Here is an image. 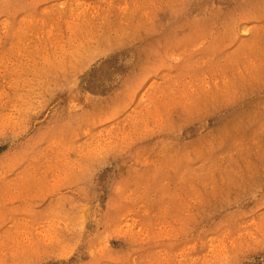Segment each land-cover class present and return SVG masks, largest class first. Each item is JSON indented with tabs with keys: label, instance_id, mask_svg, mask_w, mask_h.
<instances>
[{
	"label": "rangeland",
	"instance_id": "obj_1",
	"mask_svg": "<svg viewBox=\"0 0 264 264\" xmlns=\"http://www.w3.org/2000/svg\"><path fill=\"white\" fill-rule=\"evenodd\" d=\"M0 264H264V0H0Z\"/></svg>",
	"mask_w": 264,
	"mask_h": 264
}]
</instances>
